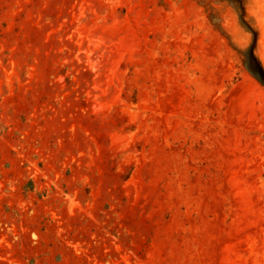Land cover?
<instances>
[{
  "label": "rangeland",
  "instance_id": "obj_1",
  "mask_svg": "<svg viewBox=\"0 0 264 264\" xmlns=\"http://www.w3.org/2000/svg\"><path fill=\"white\" fill-rule=\"evenodd\" d=\"M0 264H264V0H0Z\"/></svg>",
  "mask_w": 264,
  "mask_h": 264
},
{
  "label": "bare ground",
  "instance_id": "obj_2",
  "mask_svg": "<svg viewBox=\"0 0 264 264\" xmlns=\"http://www.w3.org/2000/svg\"><path fill=\"white\" fill-rule=\"evenodd\" d=\"M128 45V44H127ZM130 45V44H129ZM126 47V46H125ZM120 48V47H119Z\"/></svg>",
  "mask_w": 264,
  "mask_h": 264
}]
</instances>
